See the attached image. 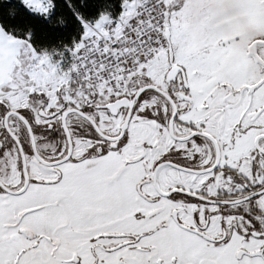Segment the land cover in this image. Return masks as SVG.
<instances>
[{
  "label": "snow or ice",
  "instance_id": "6c2138e0",
  "mask_svg": "<svg viewBox=\"0 0 264 264\" xmlns=\"http://www.w3.org/2000/svg\"><path fill=\"white\" fill-rule=\"evenodd\" d=\"M0 264H264V0H0Z\"/></svg>",
  "mask_w": 264,
  "mask_h": 264
}]
</instances>
